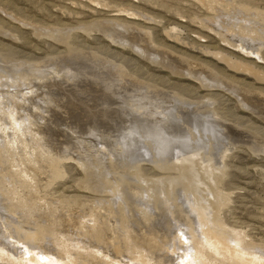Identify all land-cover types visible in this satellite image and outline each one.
Instances as JSON below:
<instances>
[{"label":"rangeland","instance_id":"374dc122","mask_svg":"<svg viewBox=\"0 0 264 264\" xmlns=\"http://www.w3.org/2000/svg\"><path fill=\"white\" fill-rule=\"evenodd\" d=\"M0 87L1 264L264 263V0H0Z\"/></svg>","mask_w":264,"mask_h":264},{"label":"bare ground","instance_id":"6f19581e","mask_svg":"<svg viewBox=\"0 0 264 264\" xmlns=\"http://www.w3.org/2000/svg\"><path fill=\"white\" fill-rule=\"evenodd\" d=\"M233 33H234V32H233ZM171 61H172V60H171ZM166 62H167V61H166ZM172 64H174V63H172ZM32 66H33V65H32ZM43 68H44V67H43ZM62 70H63V69H62ZM65 72H66V71H65ZM71 72H72V71H71ZM71 72H70V73H71ZM72 74H73V72H72ZM79 74H80V73H79ZM83 74H84V73H83ZM80 76H81V75H80ZM91 76H92V75H91ZM70 77H71V76H70ZM73 78H74V77H73ZM83 78H84V77H83ZM201 78H202V77H201ZM203 79H204V78H203ZM86 80H87V79H86ZM75 81H76V80H75ZM83 81H84V80H83ZM102 81H103V80H102ZM2 82H3V81H2ZM5 82H6V81H4V83H5ZM79 82H80V81H79ZM109 82H111V81H109ZM90 83H91V82H90ZM1 84H2L1 87H3V86H4L3 83H1ZM5 84H8V83H5ZM10 84H11V81H10ZM12 84H13V83H12ZM102 84H103V83H102ZM6 86H7V88H8V85H6ZM106 86H107V85H106ZM1 87H0V90H1ZM88 87H89V86H88ZM113 88H114V87H113ZM116 88H117V87H116ZM90 89H91V88H90ZM114 89H115V88H114ZM118 89H119V88H118ZM109 91H110V90H109ZM140 91H141V90H140ZM107 92H108V91H107ZM117 92H118V91H117ZM158 92H159V91H158ZM23 93H24V92H23ZM75 93H76V92H75ZM75 93H74V94H75ZM105 93H106V92H105ZM115 93H116V92H115ZM111 94H112V93H111ZM185 94H186V93H185ZM0 95H1V94H0ZM72 95H73V94H72ZM157 95H158V94H157ZM241 95H242V94H241ZM1 96H3V94H2ZM1 96H0V97H1ZM109 96H110V95H109ZM139 97H140V96H139ZM141 97H143V96H141ZM26 98H27V97H26ZM123 98H124V97H123ZM23 99H25V97H24ZM104 99H105V98H104ZM127 99H128V98H127ZM25 100H26V99H25ZM110 100H111V99H110ZM158 100H159V99H158ZM125 101H126V100H125ZM208 101H209V100H208ZM117 102H118V101H117ZM123 102H124V101H123ZM126 102H127V101H126ZM164 102H165V101H164ZM110 103H111V102H110ZM110 103H109V104H110ZM146 103H147V102H146ZM152 103H153V102H152ZM200 103H201V102H200ZM104 104H105V103H104ZM106 104H107V103H106ZM142 104H143V103H142ZM249 104H250V103H249ZM110 105H111V104H110ZM76 107H77V106H76ZM100 107H101V106H100ZM105 107H106V106H105ZM137 107H138V105H137ZM142 107H143V106H142ZM246 107H247V106H246ZM252 108H253V107H252ZM145 109H146V108H145ZM114 111H115V110H114ZM161 111H162V110H161ZM169 111H170V109H169ZM108 112H109V111H108ZM110 112H111V111H110ZM133 112H134V111H133ZM155 112H156V111H155ZM158 112H159V111H158ZM102 113H103V112H102ZM127 113H128V112H127ZM130 113H131V112H130ZM10 114H11V113H10ZM95 114H96V113H95ZM151 114H152V113H151ZM160 114H161V113H160ZM204 114H205V113H204ZM109 115H110V114H109ZM114 115H115V114H114ZM137 115H138V114H137ZM162 115H163V113H162ZM11 116H12V115H11ZM15 116H17V115H15ZM19 116H20V115H19ZM19 116H18V117H19ZM169 116H170V115H169ZM169 116H167V117H169ZM23 117H24V116H23ZM26 117H27V116H26ZM140 117H141V116H140ZM150 117H151V115H150ZM152 117H153V116H152ZM152 117H151V118H152ZM163 117H165V116H163ZM163 117H162V118H163ZM15 118H17V117H15ZM138 118H139V117H138ZM156 118H157V117H156ZM165 118H166V117H165ZM171 118H172V117H171ZM171 118H170V119H171ZM173 118H174V117H173ZM21 119L23 120V118H21ZM134 119H135V118H134ZM145 119H146V118H145ZM148 119H149V121H150V118H148ZM19 120H20V117L18 118L17 121H19ZM24 120H25V119H24ZM141 120H142V119H141ZM154 120H155V119H154ZM159 120H160V119H159ZM12 121H13V120H12ZM15 121H16V120H15ZM20 121H21V120H20ZM94 121H95V120H94ZM123 121H124V120H123ZM136 121H137V120H136ZM157 121H158V120H157ZM161 121H163V120H161ZM26 122H27V120H26ZM26 122H25V124H26ZM129 122H130V121H129ZM139 122H140V121H139ZM170 122H171V121H170ZM15 123H16V122H15ZM21 123H23V122H21ZM21 123H20V124H21ZM100 123H101V122H100ZM124 123H125V122H124ZM145 123H146V122H145ZM147 123H148V122H147ZM150 123H151V122H150ZM157 123H159V122H157ZM160 123H161V122H160ZM165 123H166V122H165ZM167 123H168V122H167ZM174 123H175V121H174ZM176 123H177V122H176ZM18 124H19V123H18ZM23 124H24V123H23ZM141 124H142V122H141ZM71 125H72V124H71ZM94 125H95V124H94ZM138 125H139V124H138ZM156 125H157V124H156ZM15 126H16V125H15ZM193 126H194V125H193ZM211 126H212V125H211ZM211 126H209V127H211ZM9 127H10V125H9ZM16 127H17V126H16ZM16 127H14L13 131L15 130ZM18 127H19V126H18ZM24 127H25V126H24ZM89 127H90V126H89ZM110 127H111V126H110ZM113 127H114V126H113ZM130 127H131V125H130ZM154 127H155V126H154ZM22 128H23V127H22ZM87 128H88V127H87ZM117 128H118V127H117ZM131 128H133V127H131ZM145 128H146V127H145ZM145 128H144V129H145ZM156 128H157V127H156ZM172 128H173V127H172ZM18 129H19V128H18ZM152 129H153V128H152ZM208 129H209V128H208ZM10 130H11V129H10ZM19 130H20V129H19ZM114 130H116V129H114ZM156 130H158V129H156ZM159 130H160V129H159ZM166 130H167V129H166ZM213 130H214V129H213ZM21 131H22V130H21ZM21 131H20V132H21ZM24 131H25V133H26V129H24ZM127 131H128V130H127ZM129 131H130V130H129ZM152 131H153V130H152ZM154 131H155V130H154ZM209 131H210V130H209ZM16 132H17V131H16ZM132 132H133V131H132ZM132 132H131V133H132ZM160 132H161V131H160ZM18 133H19V132H18ZM21 133H23V132H21ZM21 133H20V134H21ZM141 133H142V132H141ZM155 133H156V132H155ZM164 133H165V132H164ZM169 133H170V132H169ZM7 134H8V133H7ZM20 134H18V135H20ZM128 134H130V133H128ZM145 134H147V132H146ZM165 134H166V133H165ZM8 135H9V134H8ZM12 135H14V134H12ZM15 135H16V133H15ZM23 135H24V134H23ZM111 135H112V134H111ZM114 135H115V134H114ZM169 135H170V134H169ZM176 135H177V134H176ZM181 135H182V134H181ZM138 136H140V135H138ZM164 136H165V135H164ZM174 136H175V135H174ZM186 136H188V134H187ZM18 137H19V136H18ZM159 137H160V136H159ZM184 137H185V135H184ZM189 137H190V136H189ZM7 138H8V137H7ZM16 138H17V136H16ZM111 138H112V137H111ZM144 138H145V137H144ZM148 138H149V136H148ZM151 138H152V137H151ZM155 138H156V137H155ZM164 138H165V137H164ZM168 138H169V137H168ZM180 138H181V137H180ZM14 139H15V137H14ZM159 139H160V138H159ZM170 139H171V137H170ZM172 139H173V138H172ZM185 139H186V138H185ZM115 140H116V139H115ZM139 140H140V139H139ZM152 140H153V139H152ZM160 140H161V139H160ZM167 140H168V139H167ZM175 140H176V139H175ZM178 140H180V139H178ZM15 141H16V140H15ZM62 141H63V140H62ZM155 141H156V139H154V142H155ZM180 141H181V140H180ZM197 141H198V140H197ZM16 142H17V141H16ZM16 142H15V143H16ZM161 142H162V141H161ZM163 142H164V141H163ZM165 142H166V141H165ZM176 142H177V141H176ZM185 142H186V141H185ZM212 142H213V141H212ZM182 143H183V142H182ZM186 143H187V142H186ZM186 143H184V144H186ZM200 143H201V142H200ZM132 144H133V143H132ZM132 144H131V145H132ZM165 144H166V143H165ZM180 144H181V143H180ZM128 145H129V144H128ZM131 145H129V146H131ZM169 145H170V144H169ZM169 145H168V146H169ZM203 145H204V144H203ZM17 146H18V145H17ZM134 146H135V144H134ZM143 146H145V145H143ZM158 146H160V145H158ZM158 146H157V147H158ZM161 146H162V145H161ZM172 146H173V145H172ZM176 146H177V144H176ZM164 147H165V146H164ZM170 147H171V146H170ZM180 147H181V146H180ZM182 147H183V144H182ZM187 147H188V146H186V148H187ZM141 148H142V147H141ZM159 148H160V147H159ZM161 148H162V147H161ZM175 148H177V147H175ZM186 148H184V149L186 150ZM191 148H192V146H191ZM162 149H163V148H162ZM164 149H165V148H164ZM168 149H169V148H168ZM177 149H178V148H177ZM133 150H134V149H133ZM197 150H198V149H197ZM215 150H216V149H215ZM143 151H144V150H143ZM156 151H157V150H156ZM163 151H164V150H163ZM170 151H171V150H170ZM181 151H182V150H181ZM186 151H188V150H186ZM129 152H130V150H129ZM165 152H166V151H165ZM195 152H196V151H195ZM195 152H194V153H195ZM137 153H138V152H137ZM160 153H162V151H161ZM177 153H178V151H177ZM132 154H133V153H132ZM141 154H142V153H141ZM141 154H140V155H141ZM163 154H164V153H163ZM165 154H166V153H165ZM185 154H186V153H185ZM185 154H184V155H185ZM175 155H176V154H175ZM178 155H179V154H178ZM166 156H167V155H165V157H166ZM189 156H190V155H189ZM189 156H188V158H189ZM177 157H178V156H177ZM180 157H181V156H180ZM180 157H178V159H179ZM182 157H185V156H182ZM157 158H158V157H157ZM186 158H187V157H186ZM220 159H221V158H220ZM155 160H156V159H155ZM159 160H160V159H159ZM185 160H186V159H185ZM165 161H166V160H165ZM177 161H178V160H177ZM160 162H161V161H160ZM174 163H175V162H174ZM209 163H210V162H209ZM178 164H179V163H178ZM178 164H177V165H178ZM153 165H154V164H153ZM177 165H176V166H177ZM164 166H165V165H164ZM180 166H181V165H180ZM190 166H191V165H190ZM156 167H157V166H156ZM158 167H159V166H158ZM174 167H175V165H174ZM199 167H200V166H199ZM201 167H202V165H201ZM182 168H183V167H182ZM207 169H208V168H207ZM176 170H177V169H176ZM191 170H192V169H191ZM162 171H163V170H162ZM177 171H178V170H177ZM185 172H186V171H185ZM212 172H213V171H212ZM183 173H184V172H183ZM210 173H211V172H210ZM210 173H209V174H210ZM187 174H188V173H187ZM190 174H191V173H190ZM210 175H211V174H210ZM185 176H186V175H185ZM178 177H179V176H178ZM209 177H210V176H209ZM201 178H202V177H201ZM207 179H208V178H207ZM207 179H206V180H207ZM209 179H210V178H209ZM7 180H8V178H7ZM172 180H173V179H172ZM184 180H185V179H184ZM179 183H180V182H179ZM185 183H186V182H185ZM92 184H93V183H92ZM181 185H182V184H181ZM97 187H98V186H97ZM192 188H193V187H192ZM175 189H176V188H175ZM145 191H146V190H145ZM158 191H159V190H158ZM187 191H189V190H187ZM193 191H194V190H193ZM202 192H203V191H202ZM143 193H144V192H143ZM164 193H165V192H164ZM187 193H189V192H187ZM190 194H191V193H190ZM190 194H189V195H190ZM169 195H170V194H169ZM117 196H118V195H117ZM113 197H114V196H113ZM182 197H183V196H182ZM185 197H186V196H185ZM192 197H193V196H191V198H192ZM114 198H115V197H114ZM134 198H135V197H134ZM193 198H196V197L194 196ZM199 198H200V197H199ZM149 199H150V198H149ZM161 199H162V198H161ZM130 200H131V199H130ZM141 200H142V199H141ZM188 200H189V197H187V201H188ZM206 200H207V199H206ZM187 201H186V202H187ZM191 201H192V199H191ZM200 201H201V199H200ZM203 201H204V200H203ZM1 202H2V201H1ZM166 202H167V201H166ZM188 202H189V203H187V206H188V205H192V204H190V200H189ZM194 202H196V201L194 200ZM194 202H193V203H194ZM205 202H206V201H205ZM159 203H160V202H159ZM169 203H170V201H169ZM111 204H112V203H111ZM0 205H1V204H0ZM183 205H184V204H183ZM193 206H194V205H193ZM200 206H201V205H200ZM0 207H1V206H0ZM192 208L194 209L195 207H192ZM200 208H201V207H200ZM190 209H191V206H190ZM193 209H192V210H193ZM208 209H209V208H208ZM14 210H16V209H14ZM161 210H162V209H161ZM179 210H180V209H179ZM188 210H189V206H188ZM200 210H201V209H200ZM163 211H165V210L163 209ZM193 211H194V210H193ZM8 212H9V211H8ZM100 213H101V212H100ZM107 213H108V212H107ZM193 213H195V212H193ZM193 213H192V214H193ZM205 213H206V212H205ZM9 214H10V213H9ZM12 214H13V213H12ZM16 214H17V213H16ZM198 214H199V218H200V213L198 212ZM14 215H15V214H14ZM196 215H197V214H196ZM205 215H206V214H205ZM4 216H5V215H4ZM15 216H17V215H15ZM15 216H11V217H15ZM18 216H19V215H18ZM187 216H188V215H187ZM194 216H195V215H194ZM208 216H209V215H208ZM5 217H6V216H5ZM20 217L23 218V216H20ZM173 217H175V216L173 215ZM197 217H198V215H197ZM22 218H21V219H22ZM145 218H146V217H145ZM199 218H198V221H200ZM201 218H202V215H201ZM203 218H204V217H203ZM1 219H3V217H2ZM5 219H7V217H6ZM8 219H10V218H8ZM17 219H19V218H17ZM174 219H175V218H174ZM210 219H211V218H210ZM177 220H178V219H177ZM190 220H191V219H190ZM213 220H214V219H213ZM4 221H5V220H4ZM6 221H8V220H6ZM15 221H16V220H15ZM187 221H189V220L187 219ZM204 221H206V220H203V222H204ZM207 221H208V220H207ZM207 221H206V222H207ZM214 221H215V220H214ZM190 222H191V221H190ZM201 222H202V221H201ZM0 223H1V221H0ZM18 223H19V222H18ZM115 223H116V222H115ZM162 223H163V221H162ZM178 223H179V222H178ZM186 223H188V222H186ZM196 223H197V222H196ZM213 223H214V222H213ZM3 224H4V223H3ZM3 224H2V225H3ZM5 224H6V223H5ZM16 224H17V223H16ZM112 224H113V223H112ZM176 224H177V223H176ZM183 224H184V223H183ZM191 224H192V223H191ZM18 225H20V224H18ZM113 225H114V224H113ZM188 225H189V224H188ZM198 225L200 226V225H202V224H201V223H200V224L198 223ZM210 225H211V222H210ZM196 226H197V225H196ZM204 226H205V225H204V223H203L202 228H203ZM13 227H14V226H13ZM20 227H21V226H20ZM191 227H192V226H191ZM10 228H11V227H10ZM183 228H184V227H183ZM200 228H201V227H200ZM206 228H207V226H206ZM213 228H214V227H213ZM13 229H14V228H13ZM15 229H16V228H15ZM181 229H182V228H181ZM187 229H188V228H187ZM210 229H211V227L209 228V230H210ZM188 230H189V229H188ZM200 230H201V229H200ZM200 230H199V233H200ZM204 230H205V228H204ZM204 230H203V231H204ZM6 231H7V230H6ZM25 231H27V230H25ZM76 231H77V230H76ZM164 231H165V230H164ZM189 231H190V230H189ZM192 231H193V230H192ZM192 231H190V232H192ZM211 231H212V230H211ZM211 231L205 230V232L209 235V236H208V237H209L208 240H212L211 243H213V246H215V249L218 251V253H219L218 248L220 249V248L222 247V248H225V249L229 252L230 255H234V256H236L237 258H239V260L241 259V261H245V262H247V264H264V263L262 262L261 258L259 257L260 255H259V256H258V255H257V256H254V255L251 254L250 252H249V253H245L244 251L241 250V248L243 247L242 244H241L242 247H241L240 249L237 248V247H235V246H234V247L232 246L233 248H231V247L228 246V243L226 244L227 240H226V242H223L224 240L222 241V240L218 239L217 237H215V236L213 235V232H214V231H213V232H211ZM8 232H10V231H8ZM18 232H19V231H18ZM187 232H188V231H187ZM190 232H189V233H190ZM197 232H198V231H197ZM197 232H196V233H197ZM0 233H1V232H0ZM4 233H5V232H4ZM4 233H3V234H4ZM10 233H11V232H10ZM22 233H24V232H22ZM29 233H30V232H29ZM29 233H28V234H29ZM201 233H203L202 230H201ZM201 233H200V234H201ZM206 233H205V234H206ZM3 234H2V235H3ZM20 234H21V233H20ZM20 234H19V235H20ZM31 234H32V233H31ZM185 234H186V232H185ZM185 234H184V235H185ZM207 234H206V237H207ZM215 234H216V233H215ZM5 235H6V234H5ZM14 235H15V234H14ZM35 235H36V234H35ZM175 235H176V234H175ZM175 235H174V236H175ZM186 235H187V234H186ZM190 235L192 236L193 234H190ZM194 235H195V234H194ZM197 235H198V234H197ZM203 235H204V234H203ZM221 235H222V234H221ZM224 235H225V234H224ZM224 235H223V236H224ZM8 236H9V234H8ZM32 236H33V234H32ZM49 236H50V234L48 235V237H49ZM180 236H181V235H180ZM217 236H218V235H217ZM226 236H227V235H225V237H226ZM228 236H229V235H228ZM15 237H16V236H15ZM46 237H47V236H46ZM177 237H179V236H177ZM188 237H189V236H188ZM196 237H197V236H196ZM196 237H192V239H193V238H196ZM229 237H230V236H229ZM7 238H8V237H7ZM10 238H11V237H10ZM23 238H24V237H23ZM173 238H174V237H173ZM201 238H202V237H201ZM223 238H224V237H223ZM26 239H27V238H26ZM26 239H25V240H26ZM31 239L35 240L34 238H31ZM53 239H54V238H53ZM178 239H179V238H178ZM180 239H181V238H180ZM187 239H188V238H187ZM198 239H200V238H198ZM224 239H225V238H224ZM226 239H227V238H226ZM230 239H231V238H230ZM12 240H13V239H12ZM21 240H22V238H21ZM46 240H47V239H46ZM50 240H51V238H50ZM127 240H128V239H127ZM173 240H174V239H173ZM189 240H190V239H189ZM189 240H188V241H189ZM194 240H195V239H194ZM200 240H201V239H200ZM202 240H203V239H202ZM232 240H233V238H232ZM232 240H231V241H232ZM18 241H19V239H18ZM28 241H29V240H28ZM51 241H54V240H51ZM51 241H50V242H51ZM55 241H56V240H55ZM57 241H58V240H57ZM78 241H79V240H78ZM128 241H129V240H128ZM188 241H187V242H188ZM196 241H197V240H196ZM234 241H235V240H234ZM237 241H238V240H237ZM1 242H2V241H1ZM13 242H14V241H13ZM19 242H20V241H19ZM25 242H26V241H25ZM33 242H34V241H32L31 244H32ZM76 242H77V241H76ZM175 242H176V241H175ZM187 242H185V244H186ZM191 242H192V241H191ZM15 243H16V242H15ZM26 243H27V242H26ZM79 243H80V241H79ZM182 243H183V242H182ZM192 243H193V242H192ZM195 243H196V242H195ZM195 243H194V244H195ZM198 243H199V242H198ZM211 243H210V244H211ZM237 243H238V242H237ZM0 244L3 245L4 243H0ZM18 244H19V243H18ZM35 244H36V242H35ZM38 244H39V243H38ZM55 244H56V243H55ZM58 244H59V243H58ZM173 244H174V243H173ZM177 244H178V243H177ZM179 244H180V243H179ZM188 244H191V243L188 242ZM196 244H197V243H196ZM196 244H195V245H196ZM230 244H231V243H230ZM13 245H14V244H13ZM19 245H20V244H19ZM56 245H57V244H56ZM183 245H184V244H183ZM191 245H192V244H191ZM195 245H194V246H195ZM208 245H209V244H208ZM239 245H240V244H239ZM5 246H6V245H5ZM38 246H39V245H38ZM47 246H48V245H47ZM47 246H46V247H47ZM51 246H52V243H51ZM57 246H58V245H57ZM59 246H60V245H59ZM179 246H180V245H179ZM185 246H187V244H186ZM194 246H193V247H194ZM218 246H220V247H218ZM236 246H237V245H236ZM1 247H2V246H1ZM9 247H10V246H9ZM41 247H42V246H41ZM44 247H45V245H44ZM67 247H68V245H67ZM67 247H66V248H67ZM38 248H39V247H38ZM47 248H48V247H47ZM51 248H52V247H51ZM51 248H50V246H49L48 249H51ZM53 248H54V247H53ZM58 248H59V247H58ZM60 248H61V247H60ZM80 248H81V247H80ZM178 248H179V247H178ZM245 248H246V247H245ZM3 249H5V248H3ZM26 249H27V248H26ZM43 249H44V248H43ZM68 249H70V248H68ZM5 250H6V249H5ZM18 250H19V249H18ZM24 250H25V249H23V251H24ZM39 250H40V249H39ZM46 250H47V249H46ZM54 250H55V249H54ZM58 250H59V249H58ZM62 250H64V249H62ZM226 250H225L224 252L227 254ZM245 250H246V249H245ZM7 251H8V250H7ZM7 251H6V253H7ZM11 251H12V250H11ZM26 251H27V250H26ZM30 251H31V250H30ZM30 251H29V252H30ZM43 251H44V250H43ZM49 251H50V250H49ZM49 251L47 252V254L49 253ZM70 251H71V250H70ZM184 251L187 252L186 254H189V253H190V254L192 255V258H194V257H193V254H192L193 252H196V255L198 254V255H199V258H200V257H203V256H204V253H205V252L201 249V247H200V248H199V247H198V248H197V247H196V248H191L189 245H188V247H186V248L184 249ZM220 251H221V250H220ZM3 252H4V251H3ZM8 252H9V251H8ZM31 252H32V251H31ZM50 252H51V251H50ZM55 252H56V251H55ZM68 252H69V251H68ZM181 252H182V251H181ZM246 252H247V251H246ZM259 252H260V251H259ZM1 253H2V252H1ZM14 253H15V252H14ZM40 253H41V252H40ZM56 253H57V252H56ZM70 253H71V252H70ZM70 253H69V254H70ZM178 253H180V252H178ZM252 253H253V252H252ZM3 254H4V253H3ZM22 254H24V252H23ZM29 254H30V253H29ZM181 254H182V253H181ZM186 254H185V255H186ZM223 254H224V253H223ZM229 254H228V255H229ZM9 255H10V254H9ZM53 255H54V254H53ZM120 255H121V254H120ZM167 255H168V254H167ZM182 255H183V254H182ZM185 255H184V256H185ZM255 255H256V254H255ZM5 256H6V255H5ZM5 256H4V257H5ZM10 256H11V255H10ZM27 256H28V255H27ZM31 256H32V254H31ZM34 256H35V255H34ZM48 256H49V255H48ZM21 257H22V256H21ZM59 257H60V255H59ZM182 257H183V256H182ZM195 257H196V256H195ZM222 257H223L224 259H226V257H225L224 255H222ZM227 257H228V256H227ZM231 257H233V256H231ZM14 258H15V257H14ZM22 258H23V257H22ZM26 258H27V257H26ZM41 258H42V256H41ZM41 258H40V259H41ZM48 258H49V257H48ZM53 258H55V257H53ZM57 258H58V256H57ZM57 258H56V259H57ZM133 258H134V257H133ZM151 258H152V257H151ZM197 258H198V257H197ZM42 259H44V257H43ZM51 259H52V258H51ZM51 259L48 260V261H46V260H45V261H43V260H38V262L34 261V259H31V260H30V263H31V262H34V264H68L67 262L64 263V260H63V262H61V261H60L61 259H60L59 261H58V259H57V260H51ZM73 259H74V258H73ZM93 259H95V258H93ZM175 259H176V258H175ZM195 259H196V258H195ZM200 259H201V258H200ZM2 260H3V258H2ZM36 260H37V258H36ZM67 260H69V258H68ZM136 260H137V259H136ZM192 260H193V259H192ZM211 260H212V259H211ZM3 261H4V260H3ZM12 261H13V260H12ZM27 261H28V260H27ZM69 261H70V260H69ZM74 261H75V260H74ZM74 261H73V262H74ZM117 261H119V260H117ZM122 261H123V260H122ZM122 261H121V262L119 261V262H120V263H124V262H122ZM130 261H131V260H130ZM139 261H141V260L139 259ZM155 261H156V260H155ZM193 261H194L193 264H201V261H200L199 259H198V260L196 259V260H193ZM241 261H240V262H241ZM6 262H7V261H6ZM133 262H134V261H133ZM133 262H132V263H133ZM135 262H136V261H135ZM135 262H134V263H135ZM137 262H138V261H137ZM137 262H136V264H138ZM141 262H142V261H141ZM145 262H146V260H145ZM145 262H144V263H145ZM156 262H157V261H156ZM156 262H155V263H156ZM174 262H175V261H174ZM179 262H180V261H179ZM182 262H184L183 259H182ZM189 262L191 263L192 261L190 260ZM189 262H188V263H189ZM202 262H203V261H202ZM208 262H209V261H208ZM208 262H207V263H208ZM210 262H212V261H210ZM231 262H232V261H231ZM14 263H15V262H14ZM17 263H18V261H17ZM87 263H88V262H87ZM117 263H118V262H117ZM184 263H185V262H184ZM186 263H187V261H186ZM190 263H189V264H190ZM241 263H243V262H241ZM0 264H1V263H0ZM10 264H11V261H10ZM18 264H19V263H18ZM21 264H22V263H21ZM31 264H32V263H31ZM71 264H72V262H71ZM73 264H74V263H73ZM80 264H81V263H80ZM139 264H140V263H139ZM146 264H147V263H146ZM148 264H150V263H148ZM158 264H160V263H158ZM243 264H244V263H243Z\"/></svg>","mask_w":264,"mask_h":264}]
</instances>
